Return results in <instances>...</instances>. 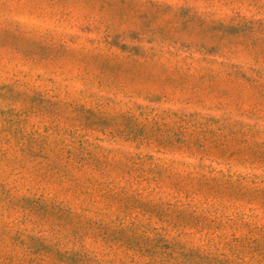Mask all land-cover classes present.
<instances>
[{"label":"rangeland","instance_id":"1","mask_svg":"<svg viewBox=\"0 0 264 264\" xmlns=\"http://www.w3.org/2000/svg\"><path fill=\"white\" fill-rule=\"evenodd\" d=\"M0 264H264V0H0Z\"/></svg>","mask_w":264,"mask_h":264}]
</instances>
